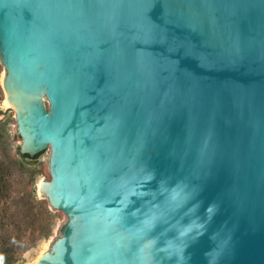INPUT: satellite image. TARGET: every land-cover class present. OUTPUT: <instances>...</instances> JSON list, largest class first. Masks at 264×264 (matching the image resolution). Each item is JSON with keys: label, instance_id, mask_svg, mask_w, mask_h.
Wrapping results in <instances>:
<instances>
[{"label": "water", "instance_id": "water-1", "mask_svg": "<svg viewBox=\"0 0 264 264\" xmlns=\"http://www.w3.org/2000/svg\"><path fill=\"white\" fill-rule=\"evenodd\" d=\"M0 64L36 264H264V0H0Z\"/></svg>", "mask_w": 264, "mask_h": 264}, {"label": "rangeland", "instance_id": "rangeland-1", "mask_svg": "<svg viewBox=\"0 0 264 264\" xmlns=\"http://www.w3.org/2000/svg\"><path fill=\"white\" fill-rule=\"evenodd\" d=\"M4 68L0 64V159L17 161L13 171L14 196L7 209L10 228L0 226V241L12 245L15 260L12 264H36L61 235L67 222L62 211L53 210L40 184L50 180V148L34 157L22 159L18 152L22 144L17 132L15 111L6 101L2 88ZM36 157V158H35ZM27 198L33 201V210L27 207Z\"/></svg>", "mask_w": 264, "mask_h": 264}, {"label": "trees", "instance_id": "trees-1", "mask_svg": "<svg viewBox=\"0 0 264 264\" xmlns=\"http://www.w3.org/2000/svg\"><path fill=\"white\" fill-rule=\"evenodd\" d=\"M18 155L22 159L31 158L27 154ZM36 158V157H35ZM17 161L11 160H1L0 159V226L4 228H10L9 215L7 214L8 206L10 205L13 198V167ZM27 207L29 211L33 210V201L27 198ZM15 260V254L12 245L6 241H0V264H12Z\"/></svg>", "mask_w": 264, "mask_h": 264}, {"label": "bare ground", "instance_id": "bare-ground-1", "mask_svg": "<svg viewBox=\"0 0 264 264\" xmlns=\"http://www.w3.org/2000/svg\"><path fill=\"white\" fill-rule=\"evenodd\" d=\"M6 101H7L8 105H10V106H11V104L8 102L7 96H6Z\"/></svg>", "mask_w": 264, "mask_h": 264}]
</instances>
